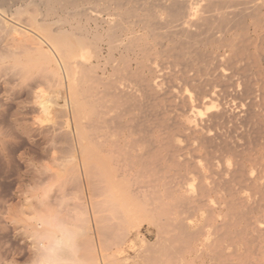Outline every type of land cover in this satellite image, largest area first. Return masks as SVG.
Listing matches in <instances>:
<instances>
[{"label": "bare ground", "instance_id": "1", "mask_svg": "<svg viewBox=\"0 0 264 264\" xmlns=\"http://www.w3.org/2000/svg\"><path fill=\"white\" fill-rule=\"evenodd\" d=\"M0 45L66 92L92 218L153 221L140 264H264V0H0Z\"/></svg>", "mask_w": 264, "mask_h": 264}, {"label": "rangeland", "instance_id": "2", "mask_svg": "<svg viewBox=\"0 0 264 264\" xmlns=\"http://www.w3.org/2000/svg\"><path fill=\"white\" fill-rule=\"evenodd\" d=\"M41 64L31 78L0 81V264H140L160 235L149 216L120 225L98 206L92 218L69 99Z\"/></svg>", "mask_w": 264, "mask_h": 264}]
</instances>
